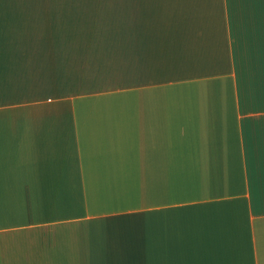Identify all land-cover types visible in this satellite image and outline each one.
<instances>
[{"label": "crops", "instance_id": "obj_1", "mask_svg": "<svg viewBox=\"0 0 264 264\" xmlns=\"http://www.w3.org/2000/svg\"><path fill=\"white\" fill-rule=\"evenodd\" d=\"M0 264H264V0H0Z\"/></svg>", "mask_w": 264, "mask_h": 264}]
</instances>
